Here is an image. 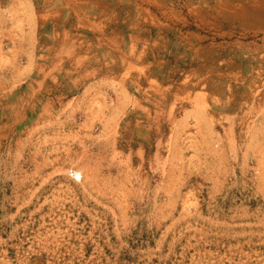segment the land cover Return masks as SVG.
I'll return each mask as SVG.
<instances>
[{"label":"rangeland","instance_id":"1","mask_svg":"<svg viewBox=\"0 0 264 264\" xmlns=\"http://www.w3.org/2000/svg\"><path fill=\"white\" fill-rule=\"evenodd\" d=\"M0 264H264V0H0Z\"/></svg>","mask_w":264,"mask_h":264},{"label":"built area","instance_id":"2","mask_svg":"<svg viewBox=\"0 0 264 264\" xmlns=\"http://www.w3.org/2000/svg\"><path fill=\"white\" fill-rule=\"evenodd\" d=\"M69 175H70L72 178H74V179H77V178H78V176L75 174L74 170H70V171H69Z\"/></svg>","mask_w":264,"mask_h":264},{"label":"bare ground","instance_id":"3","mask_svg":"<svg viewBox=\"0 0 264 264\" xmlns=\"http://www.w3.org/2000/svg\"><path fill=\"white\" fill-rule=\"evenodd\" d=\"M74 172H75V174L78 176V179H80V177H79V175H78V171L75 170Z\"/></svg>","mask_w":264,"mask_h":264}]
</instances>
